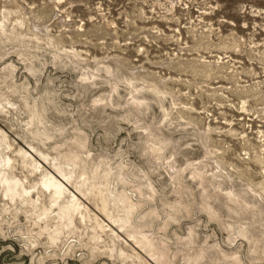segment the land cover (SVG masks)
Instances as JSON below:
<instances>
[{
    "label": "rangeland",
    "instance_id": "374dc122",
    "mask_svg": "<svg viewBox=\"0 0 264 264\" xmlns=\"http://www.w3.org/2000/svg\"><path fill=\"white\" fill-rule=\"evenodd\" d=\"M23 1V12L26 11L25 14L23 13L24 17L30 19L25 18L26 22L24 21L25 23L18 29L24 31L26 26L29 29L32 27L31 32L39 31L37 35L43 33V38L46 37V31V34L52 36L57 34V37L64 33L67 27L66 30L71 27L68 31L72 29L71 33H77L79 31L75 32V25H82L84 30L79 32L81 38H72L77 40L73 42L74 44L67 41V43L49 44L47 37L43 39L36 35L37 39H35L33 33L22 39L25 36L22 34L23 31L20 33L22 37L13 35L14 33L10 35L12 26H6L7 30L4 32L0 30V99L4 97L1 100L2 103L9 94L11 99L17 100L16 105L10 106L7 112L3 113L6 116L0 114V127L7 135L9 134L11 149L18 146L30 148L29 143L41 139L38 133L42 135V138L46 135L47 139L40 142L49 151L64 149L66 152H71L72 150H68L72 148L70 146L82 141L83 150L89 153L85 159L86 165L89 167L96 165L101 168L98 169L99 173L96 176L98 178H92V180L103 181L105 177L101 175H104L107 170L113 171L112 173L117 170L116 172L121 175V180L116 176L110 177L109 187L114 192L122 193L123 191L122 194L129 196V200L138 203L131 222L144 229V233L152 242V248H150L152 250L139 248L135 242L130 241L131 238L129 240L127 233L121 231L114 223L111 226L119 230L121 238L128 239L131 246H135L137 255L109 251L108 246L105 245L106 242L102 245L101 241L95 238L92 230L89 229L91 232L88 230L89 224L82 233L84 236L77 235L74 230L71 231L72 229L70 231L65 229L62 242L58 240L60 245L56 244L57 241L50 243L45 238V234L42 235L43 237L37 235L35 238L37 243L33 244L29 240L31 237L35 240L34 235L36 236L35 233L39 229L38 225H32L36 224L37 218L25 210V205L18 202L14 205L8 203L0 194V201H3L0 204L4 205L5 202L4 206L0 205V264H264V192H262L264 186L261 187L264 185V149L262 153L259 152L261 163L258 161L254 163V160L250 159L249 161L243 151L248 145H244L247 142L243 139L245 135L242 136V133L246 134V139L255 146L259 137L257 129L264 131V119H262L264 118V82H262L264 81V0H61V3L57 5L51 3L54 0ZM0 2L2 3L0 5L4 2L9 3L8 0H0ZM55 6L61 8V19L54 14ZM2 7H0L1 10L5 9ZM6 9L2 10L3 12L0 10V14L5 15ZM9 13L10 10L7 11L8 15ZM102 15H105V20L108 19L106 21L116 23L115 33L107 32L106 21H103ZM13 17L14 15L9 19ZM56 17L59 18L58 21ZM91 17L93 20H99L93 21ZM5 19H8V16ZM5 19H3L5 23L10 21ZM14 20L15 18L10 23ZM29 20L32 25H35L31 26ZM48 20H51V24ZM45 23L49 30H45L46 28L43 30ZM97 23L99 24L96 25ZM40 24L43 26L41 27ZM37 26L40 27L39 30ZM60 26L65 27L60 28ZM104 26L105 29H103ZM156 26L164 32L163 35L156 32L155 34H158L156 37L154 34ZM91 32L94 33L91 34ZM139 32L145 33V36ZM169 36L171 38H168ZM27 37H32L33 41ZM82 37H85L83 41H81ZM113 38L115 39L112 42ZM42 39L47 41L42 42ZM167 39L170 40L167 41ZM30 40L31 43L28 42ZM85 41L88 43H84ZM114 41L119 45L113 44ZM104 43H108L109 47H104ZM63 46L66 49L74 47L80 51L83 57L81 59L84 61L80 59L76 61L70 56L71 54H63ZM177 54L178 58L168 63V56L174 57ZM106 55L113 56H109L108 61ZM199 56L212 61L214 69L203 70L201 73V70L198 72L188 68L189 71L187 67L180 66L183 63L179 64V61L184 62L190 57L192 61ZM94 58L95 60H92ZM121 59H124V63ZM218 59L224 61V72L216 68L214 61ZM81 61L87 62L86 65ZM105 61H107L106 65ZM100 64H104L105 67ZM121 64H128L132 73L126 74L128 70ZM107 65L112 67L118 65L120 71L117 67L116 70L108 69ZM178 67H181L180 71L176 70ZM181 71L186 73L183 74ZM118 72L123 73L119 75ZM140 72H145L147 75L141 73L140 76ZM134 73L133 77L135 76L136 80L132 78L134 80L132 85L124 83L125 76ZM151 73H155L158 78L151 81L156 76L153 77ZM167 76L171 82L166 80ZM162 77L166 81H163ZM174 77L176 79L172 81ZM177 78L183 80L177 81ZM157 80L160 83H157ZM145 82H148L147 84L154 82V85L158 84L161 89L163 86V93L166 92L162 96L163 106L169 108L168 110L173 109L170 114L174 113V118L171 115H169L171 117L164 115L162 107L157 104L159 101L156 94L148 86L145 87L147 85ZM255 82L257 86L252 88ZM167 90L170 92L167 93ZM4 93L8 94L4 95ZM169 93H173L172 97ZM16 97L19 98L16 99ZM172 98L180 101L178 104L181 107L178 104L177 107L182 113L172 106L177 103V101L172 103ZM137 99L142 101L138 103ZM241 101H245L244 106L249 112L245 113L240 109L243 104ZM190 106L193 109L191 111ZM14 107L15 109H12ZM29 110H35L39 118L34 120L32 125L28 124ZM174 110L176 113L173 112ZM198 125L199 129L196 128ZM208 125L214 128L218 126L220 132L212 130L209 134L210 139L206 142L204 136H201L203 135L201 130L203 131ZM34 132L37 140L32 141ZM258 144L259 142L257 147H253L256 151H261L258 150ZM153 145L159 149H155ZM61 147L66 148L61 149ZM219 147L225 148L221 150ZM215 150L219 152L214 153ZM84 154L81 155L85 158ZM241 154H244L245 161L241 159L243 156ZM211 158L222 162L220 165L223 166L221 169L223 171L216 167ZM231 164H235L233 170ZM257 164L263 165L259 167ZM45 165L52 169L48 164L45 163ZM172 165L174 168L171 167ZM213 174L219 175L216 177ZM37 177L38 173L29 175L28 181L34 182ZM259 181L261 182L258 183ZM68 187L74 189L70 184ZM227 191L234 196L229 198L231 194L229 196ZM254 191L259 194L255 193L257 194L255 195ZM81 198L84 204L87 203V207L94 209L95 212L98 211L85 197L81 196ZM235 199H238V202ZM8 208L9 211H7ZM19 208L20 211L23 210L20 213ZM97 213L105 223L111 224L103 214ZM14 214L18 215L15 217ZM3 216L5 219H2ZM234 259L237 260L234 261Z\"/></svg>",
    "mask_w": 264,
    "mask_h": 264
},
{
    "label": "bare ground",
    "instance_id": "6f19581e",
    "mask_svg": "<svg viewBox=\"0 0 264 264\" xmlns=\"http://www.w3.org/2000/svg\"><path fill=\"white\" fill-rule=\"evenodd\" d=\"M50 1V0H49ZM55 1V3H53ZM53 2H51L53 5L55 4V5H57V3H59L61 0H54ZM3 2V1H2ZM8 2L9 3H7L8 4V6L6 5V3L4 2L3 3V5H0V7L1 6H3L2 8H4L5 7V9L6 8H10L9 10H10V13H15V14H13L14 15V17H13V19L15 18V20L12 22V23H10L11 22V20H13V19H9L10 17L12 18V14L10 15V13H9V15L7 14V11H9V10H7V11H5V15H3V14H0V30H2L3 32L5 31V30H7V27H11V32H10V35L11 34H13V35H21L20 33H22V31L23 30H21V29H18V28H20V26H22V24H24L26 21H25V18L26 17H24V14L26 13V11H24L23 12V9H24V7L22 6V4L24 3V1L23 0H8ZM61 3V2H60ZM69 3V2H68ZM71 3V2H70ZM73 3V2H72ZM0 4H2L1 2H0ZM30 4V3H29ZM27 5V4H26ZM26 5H24V6H26ZM29 6V5H28ZM62 6V5H61ZM31 7V6H30ZM29 7V8H30ZM54 7V6H53ZM26 8V7H25ZM5 9H2V10H5ZM11 9H13V11L11 12ZM54 9V8H53ZM60 7L58 8L57 6H55V10H56V12L54 13V14H56L57 15V17L59 16V18H60V16H62V13L60 12ZM1 10V9H0ZM1 10V12H3ZM29 10V9H28ZM30 11V10H29ZM28 11V12H29ZM39 11H40V9H39ZM63 11V10H62ZM143 11V10H142ZM141 11V12H142ZM0 12V13H1ZM27 12V13H28ZM34 12V11H33ZM140 12V13H141ZM24 13V14H23ZM30 13H32V11L30 12ZM35 13V12H34ZM44 13V12H43ZM61 13V14H60ZM65 13H66V10H65ZM36 14V13H35ZM39 14V13H38ZM53 14V15H54ZM102 14V13H101ZM101 14H99L100 15V17H101ZM2 15V16H1ZM15 15H16V17H15ZM27 15V14H26ZM30 15V14H29ZM37 15V14H36ZM52 15V14H51ZM50 15V16H51ZM141 15H142V13H141ZM8 16V19L10 20L9 22H7V23H5V21L3 22V19H5V17H7ZM10 16V17H9ZM28 16V15H27ZM45 16V15H44ZM63 16H65V15H63ZM67 16V15H66ZM65 16V17H66ZM105 16V15H104ZM103 15H102V19H103V21L105 22L106 20H108V19H106L105 20V17H104ZM144 16V15H143ZM38 18H39V15L37 16ZM43 17V16H42ZM47 17V16H46ZM46 17H44V18H46ZM49 17V16H48ZM56 17V18H57ZM104 17V18H103ZM174 17V16H173ZM2 18V19H1ZM32 18V17H31ZM55 18V17H54ZM59 18H57V21H58V19ZM62 18V17H61ZM60 18V19H61ZM92 18V17H91ZM90 18V19H91ZM93 18H95L94 16H93ZM93 18H92V20H93ZM176 18V17H175ZM175 18H172V19H174L175 20ZM8 19H5L6 21L8 20ZM26 19H30V18H26ZM35 19V18H34ZM33 19V20H34ZM51 19V18H50ZM69 19V18H68ZM202 19V18H201ZM43 20V19H42ZM65 20V19H64ZM81 21H82V19H80ZM95 20V19H94ZM93 20V21H94ZM99 19H97V20H95V21H98ZM176 20H177V18H176ZM204 20V19H203ZM202 20V21H203ZM25 21V22H24ZM31 21H32V19H31ZM35 21V20H34ZM49 21V20H48ZM47 21V22H48ZM51 21V20H50ZM50 21H49V23H50ZM63 21V20H62ZM66 21V20H65ZM91 21V20H90ZM110 21V20H109ZM169 21V20H168ZM178 21V20H177ZM29 22H30V20H29ZM36 22H38L37 20H36ZM35 22V23H36ZM40 22V21H39ZM44 22H45V20H44ZM46 22V23H47ZM77 22V21H76ZM83 22V21H82ZM100 22H101V20H100ZM104 22H101V23H104ZM201 22V21H200ZM8 23H10V24H8ZM31 23V22H30ZM45 23V27L43 28V30L45 29V30H49L50 28H48V27H46V24ZM56 23V22H55ZM59 23V22H58ZM57 23V24H58ZM63 23H64V21H63ZM67 23V22H66ZM78 23V22H77ZM81 23V22H80ZM106 23V29H107V32L109 33V34H113V33H115L114 32V28L116 29V23L114 22V21H110V22H108V21H106L105 22ZM104 23V24H105ZM206 23H208V22H206ZM5 24H7V25H5ZM51 24V23H50ZM49 24V25H50ZM61 24V23H60ZM99 23H97L96 25H98ZM14 25V26H13ZM26 25V24H25ZM35 24H33L32 25V23H31V26H34ZM36 25H39V24H36ZM41 25V27L43 26L42 24H40ZM62 25V24H61ZM7 26V27H6ZM28 26H30V25H28ZM68 26V25H67ZM66 26V27H67ZM76 26V28H75V32L76 31H82V30H84L83 29V27H82V25H75ZM74 25L72 26L73 28L75 27ZM103 26V25H102ZM105 26L103 27V29H105ZM38 27V30H39V26H37ZM37 27H35V28H37ZM62 26H60V28H61ZM63 27H65V26H63ZM62 27V28H63ZM144 27V26H143ZM154 27V26H153ZM211 27V26H210ZM24 28V27H23ZM22 28V29H23ZM26 28H28V29H26ZM26 28H24L26 31L28 30V32H26L25 30V32L23 31V35H25L24 36V38H22V39H25V37H26V35H28V37H29V34H31V35H33V37H35V39H37V34L39 33V31H37V33H34V32H31V29H33L32 27L29 29V27H27L26 26ZM34 28V29H35ZM48 28V29H47ZM68 28V27H67ZM66 28V29H67ZM71 28V27H70ZM69 28V29H70ZM102 28V27H101ZM100 28V29H101ZM145 28V27H144ZM148 28V27H147ZM156 30H154L155 32H154V34L157 32L159 35H163L164 34V32L162 31V30H160V29H158V27L156 26ZM52 29V28H51ZM58 29H59V26H58ZM65 29V28H64ZM64 30V33H62V34H58L59 36H57L56 37V35L55 34H53V36L52 35H49V34H46L47 33V31H46V33H45V31H44V33H45V36L47 37V39H48V41L50 42L49 44H51V43H53V44H55L56 42H58L57 44H59V43H61V42H71V43H73V42H76L77 40L76 39H73L72 40V38L73 37H75V38H78V37H80V34L81 33H79V32H77V33H71L70 31L72 30H70V31H68V30ZM94 29V28H93ZM99 29V30H100ZM151 28H149V30H150ZM36 30V29H35ZM89 30V29H88ZM97 30V29H96ZM141 30H143V28L141 29ZM140 30V31H141ZM144 30H147V29H144ZM148 30V31H149ZM194 30V29H193ZM58 31H60V30H58ZM90 31H91V28H90ZM95 31V30H94ZM98 31V30H97ZM151 32H152V30H150ZM176 31V30H175ZM142 32H144V31H142ZM19 33V34H18ZM25 33H28V34H25ZM33 33V34H32ZM50 33H52V32H50ZM57 33H59V32H57ZM85 33V32H84ZM88 33V32H87ZM86 33V34H87ZM92 33H94V32H91V34ZM98 33V32H97ZM104 33H106V32H104ZM103 33V34H104ZM108 33H107V35H108ZM139 33H141V32H139ZM5 34V33H4ZM41 34V33H40ZM71 34H73V35H71ZM83 34V33H82ZM86 34H84V35H86ZM88 34H90V33H88ZM87 34V35H88ZM135 34H137V33H135ZM147 34H148V32H147ZM151 34H153V33H151ZM158 34H155L156 35V37H158L157 35ZM7 35V34H6ZM23 35H21V37L23 36ZM37 35V36H36ZM42 35L44 36V34L42 33ZM42 35H39L38 37H42ZM54 35H55V37H54ZM83 35V36H84ZM105 35V34H104ZM141 35H144L145 36V33H141ZM166 35V34H165ZM82 36V35H81ZM114 36H116V35H114ZM133 36H134V34H133ZM138 36H139V34H138ZM152 36V35H151ZM167 36H168V34H167ZM166 36V37H167ZM14 37V36H13ZM27 37V38H28ZM46 37H44V38H46ZM91 37H93V36H91ZM96 37H97V35H96ZM110 37V36H109ZM136 37V36H135ZM149 37V36H148ZM147 37V38H148ZM155 37V36H154ZM163 37H165V36H163ZM177 37V36H176ZM15 38V37H14ZM17 38V37H16ZM15 38V39H16ZM26 38V39H27ZM43 38V37H42ZM43 38V39H44ZM81 38V37H80ZM79 38V39H80ZM83 38H85V37H82V40L81 41H83ZM111 38V37H110ZM147 38H146V40H147ZM168 38H171L170 36L168 37ZM21 39V38H20ZM28 39H33L32 37L31 38H28ZM38 39H41V38H38ZM42 39V42L43 41H47V40H43ZM99 39H100V37H99ZM115 38H113V39H111L112 40V42H113V40H114ZM117 39V38H116ZM141 39H143V37L141 38ZM150 39V38H149ZM152 39V38H151ZM154 39H157V38H154ZM176 39V38H175ZM12 40V39H11ZM31 40L30 41H28L29 43H31ZM75 40V41H74ZM170 40V39H169ZM168 39H167V41H169ZM178 40V39H177ZM33 41V40H32ZM37 41V40H36ZM89 41H90V39H89ZM165 41V40H164ZM20 42H22V41H20ZM44 42V43H45ZM55 42V43H54ZM66 42V43H67ZM92 42V41H91ZM91 42H90V44H91ZM96 42H98V39H96ZM103 42H104V38H103ZM103 42H101L102 43V45H103ZM112 42H111V45H112ZM115 43H113V44H116L117 42H118V39H117V42L116 41H114ZM128 42V41H127ZM39 43V42H38ZM84 43H88L87 41H85ZM100 43V42H99ZM99 43H97V45H100ZM63 44V43H62ZM74 44V43H73ZM93 44V43H92ZM108 44V43H107ZM107 44H105L104 43V47L105 46H107V47H109ZM45 45V44H44ZM47 45H48V43H47ZM69 45H70V43H69ZM97 45H95V46H97ZM117 45H119L118 43H117ZM117 45H114V46H117ZM198 45V44H197ZM25 46V45H24ZM239 46V45H238ZM37 47H38V45H37ZM99 47V46H98ZM138 47H140V48H142L141 46H138ZM180 47V46H179ZM189 47V46H188ZM61 48V47H60ZM59 48V49H60ZM114 48V47H113ZM116 48H118V47H116ZM144 48V47H143ZM202 48V47H201ZM205 48V47H204ZM107 49V48H106ZM138 49V48H137ZM103 50H105V49H103ZM141 50V49H140ZM139 50V51H140ZM59 51V50H58ZM62 51H64V53L63 54H65V53H68V54H71L70 56L72 57V58H74V59H76V61L77 60H82V61H84V59H81V58H83V57H81V54H80V51H78L77 49H75L74 47H71V48H65L64 46H63V49H62ZM86 51V50H85ZM178 51V50H177ZM83 53H85V52H83ZM62 54V53H61ZM176 55V54H175ZM174 55V57H171V56H168V60H169V62L168 63H171V62H174L177 58H178V54H177V56H175ZM55 56V55H54ZM106 56H108V55H106ZM109 56H113V55H109ZM109 56H108V61L110 60L109 59ZM115 56V58H116V55H114ZM166 56V55H165ZM29 57V56H28ZM69 57V56H68ZM67 57V58H68ZM167 57V56H166ZM200 57V56H199ZM198 57V58H199ZM61 58V57H60ZM100 58V57H99ZM98 58V60H100V59H102V58H100L99 59ZM104 58V57H103ZM112 58V57H111ZM119 58V57H118ZM183 58H185V57H183ZM192 57H190V59H191ZM194 58H197V57H194ZM193 59L194 61H196V62H194L193 60L191 61L189 58H186V59H189V60H186V61H184L185 59H183V61L184 62H180L179 60L180 59H178V61H179V64H181V63H183V65L181 64L180 66H185V67H187V69L189 68L190 70H197L198 72H200L199 70H201V73H202V71L203 70H206V71H210V70H212V69H214V67H213V62L212 61H208V60H206V59H204L203 58V56L202 57H200L199 59ZM88 59V58H87ZM79 60V61H80ZM92 60H95V58L94 59H92ZM122 60V59H121ZM124 60V59H123ZM122 60V61H123ZM127 60V59H126ZM126 60H125V63H126ZM167 60V61H168ZM78 61V62H79ZM81 61V62H82ZM87 61V60H86ZM101 61V60H100ZM115 61V60H114ZM122 61H121V63H122ZM167 61H165L166 63H167ZM171 61V62H170ZM27 62V61H26ZM80 62V64H81V66H82V63H85V62H82L81 63ZM96 62V61H95ZM97 62H99V61H97ZM104 62V60L102 61V63ZM106 62L107 61H105V65H106ZM118 62H119V60H118ZM215 62V65H216V68H218V69H220V71H222V72H224L225 71V64H224V61L222 60V59H218V60H216V61H214ZM87 63V62H86ZM86 63H85V65H86ZM94 63V62H93ZM114 63H116V61L114 62ZM120 63V62H119ZM118 63V64H119ZM123 63H124V61H123ZM131 63V62H130ZM129 63V64H130ZM163 63H164V61H163ZM168 63H167V65H168ZM193 63H195V64H193ZM104 64H100V65H104ZM109 64H110V62H109ZM132 64V63H131ZM130 64V65H131ZM159 64V63H158ZM165 64V63H164ZM164 64H162V65H164ZM14 65V64H13ZM84 65V64H83ZM84 65V66H85ZM105 65H104V67H105ZM110 65H112V64H110ZM108 66L107 65V68L109 69H111L112 70V68L114 69V70H116L117 68H118V65L116 66ZM114 65V64H113ZM122 65V64H121ZM132 65H134V64H132ZM131 65V66H132ZM141 65V64H140ZM160 65H161V63H160ZM166 65V64H165ZM170 65V64H169ZM176 65H177V63H176ZM92 66V65H91ZM125 69H127L129 72H130V69H131V67H129V65L128 64H123L122 65ZM135 66V65H134ZM138 66V65H137ZM171 66H172V64H171ZM177 66H179V65H177ZM176 66V67H177ZM103 67V68H104ZM117 67V68H116ZM121 67V66H120ZM139 67V66H138ZM137 67V68H138ZM167 67V66H166ZM174 68H175V64H174V66H173ZM172 67V68H173ZM213 67V68H212ZM107 68H105V69H107ZM123 68V69H124ZM136 68V69H137ZM142 69L144 68V67H141ZM167 68H171V67H167ZM173 68V69H174ZM4 69V68H3ZM97 69V68H96ZM95 69V70H96ZM100 69V68H99ZM134 69V68H133ZM138 69H140V68H138ZM180 69H181V67L179 68H177L176 70H179L180 71ZM183 69V68H182ZM186 69V68H185ZM185 69H184V71H185ZM186 69V70H187ZM188 69V70H189ZM98 70V69H97ZM104 70V69H103ZM118 70L120 71V68H118ZM145 70H147V69H145ZM149 70V69H148ZM172 70V69H171ZM189 70V71H190ZM33 71V70H32ZM124 71V70H123ZM127 71V72H128ZM139 71V70H138ZM141 71V70H140ZM151 71V70H150ZM174 71H175V69H174ZM179 71H178V73H179ZM113 73H115L114 71H112ZM112 72H110V74L112 73ZM117 72V71H116ZM126 72V71H125ZM126 72V74H131L132 72H130V73H127ZM136 72V71H135ZM146 72H148V71H146ZM177 72V71H176ZM182 72V71H181ZM10 73V72H9ZM112 73V74H113ZM119 73H123V72H118V74ZM141 73H145V72H140V76H141ZM156 73H157V71H156ZM183 74L184 73H186V72H182ZM200 73V74H201ZM255 73V72H254ZM253 73V74H254ZM4 74V73H3ZM139 74V73H138ZM146 75H147V73H145ZM144 74V75H145ZM6 75V74H5ZM4 75V76H5ZM11 75V74H10ZM85 75V74H84ZM120 75V74H119ZM121 75H123V74H121ZM124 75H125V73H124ZM133 75H135V73L134 74H132V75H127V76H125V82L124 83H130V85H132L131 83H132V80L134 79V80H136V78H134L133 77ZM137 75V74H136ZM143 74H142V76H144ZM145 75V76H146ZM148 75H150V74H148ZM151 75H153V77H154V75H156L155 73H151ZM157 75H159V73H157ZM157 75L154 77V78H152V76H149L150 78H152L151 79V81L153 80V79H157L158 77H157ZM203 75H204V73H203ZM3 76V75H2ZM144 76V77H145ZM171 76V75H170ZM201 76V75H200ZM117 77V76H116ZM137 77V76H136ZM147 77V76H146ZM148 77V78H149ZM168 77V76H167ZM180 77V76H179ZM114 78V77H113ZM133 78V79H132ZM138 78H139V76H138ZM142 78V77H141ZM115 79V78H114ZM140 79V78H139ZM159 79H160V76H159ZM158 79V80H159ZM175 77H174V80H172V81H175ZM178 79H180V78H177V81H178ZM133 80V81H134ZM147 80V79H146ZM157 80V81H158ZM162 80L163 81H166V80H169V77H168V79H166L165 80V78L163 79V77H162ZM180 80H183L182 78L180 79ZM119 81H121V80H119ZM124 81V80H123ZM138 81V80H137ZM136 81V82H137ZM148 81H149V79H148ZM150 81V82H151ZM162 81V82H163ZM170 81V80H169ZM187 81V80H186ZM186 81H185V83H186ZM13 82V81H12ZM116 82H117V80H116ZM140 82V81H139ZM142 82H144V81H142ZM149 82V84H147L148 82H145L147 85L145 86V87H149V89H151V90H153L154 91V93L156 94V96H157V98H158V100L157 101H159V103L157 102V104H160V106L162 107V110H163V112H164V115L167 117H171L172 116V118H174V113H173V115H171L170 114V111L171 110H173V109H170V110H168L167 108H164L165 106H163V103H162V101H164L163 100V98H162V96H163V94L165 93L166 94V92H164L163 93V86H162V89L158 86V84L157 83H160V81H158L157 83H155V84H157V85H154V82H152V83H150ZM168 82V81H167ZM171 82V81H170ZM183 82V81H182ZM254 82V81H253ZM258 82V81H257ZM262 82H264V81H262ZM144 83V84H145ZM185 83H184V85H185ZM133 84H135V83H133ZM262 84V83H261ZM17 85V84H16ZM129 84H127V86H128ZM139 85H140V83H139ZM161 85V84H160ZM163 85H164V83H163ZM168 85V84H167ZM134 86H137L136 84L134 85ZM133 86V87H134ZM142 86H144V85H142ZM159 88H158V87ZM165 86V85H164ZM254 86H257V84H256V82L254 83V85H252V88L254 87ZM260 86V85H259ZM16 87V86H15ZM115 87V86H114ZM130 87V86H129ZM156 87H157V89H156ZM167 87V86H166ZM251 87V86H250ZM131 88V87H130ZM137 88V87H136ZM171 88V87H170ZM173 88V87H172ZM258 88V87H257ZM257 88H255V90L257 89ZM113 89V88H112ZM133 89V88H132ZM143 89H144V87H143ZM146 89V88H145ZM167 88H165V90H166ZM23 90V89H22ZM139 90V89H138ZM137 90V91H138ZM148 90V89H147ZM170 90V89H169ZM169 90H167V93H168V91ZM258 90V89H257ZM140 91V90H139ZM142 91V90H141ZM172 91V90H171ZM175 91V90H174ZM173 91V92H174ZM178 91V90H177ZM260 91V90H259ZM262 91V90H261ZM132 93H133V91H131ZM130 92V93H131ZM135 92H136V90H135ZM134 92V93H135ZM148 92V91H147ZM149 92H150V90H149ZM170 92V91H169ZM17 93V92H16ZM150 93H152V92H150ZM150 93H149V95H150ZM174 93H176V92H174ZM6 93H4V95H5ZM8 94V93H7ZM6 94V95H7ZM11 94H13V92H11ZM170 94V93H169ZM171 94H173V93H171ZM170 94V95H171ZM176 94H179V92L178 93H176ZM139 95V94H138ZM153 95V94H152ZM10 95L8 94L7 95V97L5 98V100L4 101H2V103H1V100L2 99H4V97H3V95H2V99H0V111H1V113L0 114H2V115H4L3 113H6L7 112V108H9L10 106L12 107L13 105H16V103H17V100H14V99H11V97H9ZM130 96H132V95H130ZM141 96V95H140ZM165 96V95H164ZM174 96V95H173ZM177 96V95H176ZM175 96V97H176ZM1 97V96H0ZM20 97V96H19ZM18 97V98H19ZM136 97H138V96H136ZM142 97V96H141ZM171 97H172V95H171ZM17 97H16V99H18ZM21 98V97H20ZM133 98V97H132ZM134 99V98H133ZM136 99V98H135ZM139 99V98H138ZM137 99V100H138ZM141 99V98H140ZM146 99V98H145ZM21 101H22V99H20ZM25 100V99H24ZM132 100V99H131ZM172 100H173V98H172ZM178 100V99H177ZM177 100H173V102L172 103H174V101H177ZM242 100H245V99H242ZM15 101H16V103H15ZM19 101V100H18ZM135 101V100H134ZM139 101V102H138ZM137 102L138 103H140L142 100H138ZM156 101V100H155ZM3 102H5V103H3ZM144 102V101H143ZM180 102V101H179ZM178 101H177V103H176V105L175 104H173L172 106H175L177 109H178V107H177V104L179 103ZM182 102V101H181ZM22 103V102H21ZM23 103H25V101L23 102ZM22 103V104H23ZM171 103V104H172ZM183 104H184V102H182ZM241 103H243L242 105H241V107H240V109L241 110H243V111H245V113H246V111H248V109H247V107H245L244 106V104H245V101H241ZM34 104V103H33ZM146 104H147V102H146ZM183 104H181V105H183ZM139 105V104H138ZM247 105V104H246ZM23 106V105H22ZM21 106V107H22ZM32 106V105H31ZM178 106H179V104H178ZM185 106V105H184ZM24 107V106H23ZM22 107V108H23ZM27 107H28V105H27ZM26 107V110H28V108ZM179 107H181V106H179ZM186 107V106H185ZM185 107H183V108H185ZM251 108V107H250ZM263 108V107H262ZM12 109H15V107L14 108H12ZM25 109V108H24ZM29 109H31V108H29ZM35 109V108H34ZM177 109H175V110H177ZM187 109V108H186ZM189 109H190V111H191V109H192V107L190 106L189 107ZM256 109H258V108H256ZM264 109V108H263ZM262 109V110H263ZM25 110V111H26ZM175 110L173 111V112H175ZM180 109H178V111H179ZM185 110V109H184ZM193 110V109H192ZM253 110H255V109H253ZM10 111V110H9ZM22 111H23V109H22ZM183 111V110H182ZM242 111V112H243ZM252 111V110H251ZM180 112V111H179ZM184 112V111H183ZM249 112V111H248ZM247 112V113H248ZM256 112V111H255ZM258 112V111H257ZM263 112H264V110H263ZM38 113V112H37ZM176 113V112H175ZM180 113H182V112H180ZM180 113H177V114H180ZM251 113V112H250ZM27 114V113H26ZM263 114V113H262ZM24 115H25V113H24ZM23 115V116H24ZM169 115H171V116H169ZM184 115V114H183ZM264 115V114H263ZM4 116H6V115H4ZM27 116V115H26ZM179 117H181L182 118V116H180V115H178ZM186 116V115H185ZM261 116V115H260ZM259 116V117H260ZM189 117H191L190 115H189ZM1 118H2V116H1ZM28 124H33V121L35 120H38L39 118H38V116L36 115V111L35 110H29L28 111ZM175 118H178V117H176L175 116ZM187 118V120H188V117H186ZM185 118V119H186ZM191 118H193V117H191ZM262 118V117H261ZM24 119V118H23ZM22 119V120H23ZM26 119V118H25ZM262 119H264V118H262ZM3 120H5V118H3ZM21 120V121H22ZM169 120V119H168ZM172 120V119H171ZM189 120H190V118H189ZM19 122H20V120H18ZM191 121H192V119H191ZM21 123V122H20ZM188 123V122H187ZM189 123H190V121H189ZM196 124V123H195ZM197 125V124H196ZM195 125V126H196ZM28 126V125H27ZM31 127V126H30ZM218 127V126H217ZM217 127H211V126H207L206 128H204V130L202 131L201 129H202V127H200L201 129V132H203L202 134L203 135H201L202 137L204 136V139L205 140H207L206 142H208L209 141V139H210V136H209V134H210V132L213 130H218V128ZM17 128V127H16ZM32 128V127H31ZM30 128V129H31ZM197 129H199V125L196 127ZM217 128V129H216ZM220 129V128H219ZM225 129H227V128H225ZM261 129V128H260ZM28 130V129H27ZM33 130V129H32ZM31 130V131H32ZM44 130V129H43ZM220 130H223V129H220ZM228 130V129H227ZM226 130V131H227ZM29 132H30V130H28ZM219 131V130H218ZM225 131V130H224ZM223 131V132H224ZM225 131V132H226ZM36 132V131H35ZM33 133L34 135V137L32 138L31 137V140L33 141H35V140H37V138H36V133ZM42 132V131H41ZM220 132V131H219ZM222 132V133H223ZM229 132H232V130H229ZM242 132V131H241ZM257 134H259V137H258V142H259V144H258V150H261V151H256L255 149L256 148H254L256 145H257V143L255 144V146H254V144H253V146L251 145V143L249 142V140L248 139H246V134H244V133H242L243 135L242 136H244L243 137V139L247 142V143H245L244 145H248V146H246L244 149H243V151H244V154L245 155H247L248 156V158L246 157V159H250V160H254V163H256L257 161H258V163H261L262 162V159L260 158V153L259 152H261L262 153V150L264 149L263 147H264V131L263 130H259V129H257ZM30 133H32V132H30ZM217 134H218V132H216ZM232 133H235V131H233ZM231 133V134H232ZM225 134V133H224ZM226 134H228V132L226 133ZM230 134V133H229ZM238 134L240 135V133L238 132ZM9 135V134H8ZM8 135L6 134V132L2 129V127H0V188H1V193L0 194H2V197L3 198H5V201L6 202H8V203H11V204H15V203H21L23 206L25 205L26 206V208H25V210L29 213L30 212V214L32 215H34L35 216V218H37V220L35 221V223L36 224H32V225H38L39 226V229L37 230V232L35 233V232H32V233H35L36 234V236L34 235V238L33 239H35L36 237H37V235H38V237L41 235H43V234H45V238H47L48 240H49V242L51 243V242H58V240H59V242H60V240L62 239V235L64 234V230L65 229H69V231H70V229H72L71 231H75L76 233H77V235H79V236H84V235H82V233H84V231H85V229L89 226L90 228H88V230L89 229H91L92 230V233H93V235L95 236V238L97 239V240H100L101 242V244L103 245V243H105L106 242V246H108L107 248L109 249V251H116L117 253H125V252H127V254H136L137 255V253H136V250H134V247H132L131 246V244L129 243L130 241H133V242H135L138 246H139V248H142V250L144 249V250H152V249H150V248H152V242H151V240L146 236V234L144 233V229L142 230L140 227H138V226H136V225H134L131 221H132V218H133V214H134V211L137 209V207H138V203H134L133 201H131V200H129V196L128 197H126L125 196V194H122V193H124L123 191H121L122 193H119V192H114L110 187H109V185L111 184L110 183V177H115L116 176V178H120L121 177V175L119 174V173H117L115 170V172L114 173H112L111 171H106L105 173H104V175L102 174L101 176L102 177H105V179L103 178V181H100L99 179V181H95V180H92V178H96V176H97V174L99 173V170L98 169H101V168H99V167H97L96 165H95V167H89V166H87L86 164V162H85V159H87V157H88V154L89 153H87L86 151L87 150H83V146H82V141L81 142H78V143H76V145H75V143L73 144V146H70V147H72L71 149H68V150H72L71 152H66L63 148H66V147H61V149H63V150H59V151H49L48 149H46V148H44L45 146H42L41 145V143L42 142H40V141H45L47 138H45V136L42 138V135H40L39 133L37 134V135H39L40 137L39 138H41L40 140H38V141H35V142H32V143H29V147L32 149H30V148H23V146L21 147V146H18L17 148H14V149H11V146H12V144H11V142L8 140ZM27 135H28V133H27ZM26 135V136H27ZM44 135V134H43ZM233 135V134H232ZM230 136V135H229ZM235 136V135H234ZM258 136V135H257ZM23 137V136H22ZM30 137V136H29ZM38 137V136H37ZM50 138V137H49ZM213 138V137H212ZM257 138V137H256ZM77 139V138H76ZM203 139V138H202ZM203 139V140H204ZM242 139V138H241ZM82 140V139H81ZM213 140V139H212ZM257 140V139H256ZM31 142V141H30ZM39 142H40V144H39ZM210 142H212V141H210ZM204 143V142H203ZM255 143V142H254ZM48 144V143H47ZM155 144H158V143H155ZM206 144V143H205ZM205 144H203V145H205ZM63 145V144H62ZM159 145V144H158ZM161 145V144H160ZM159 145V146H160ZM207 145V144H206ZM210 145V144H209ZM208 145V146H209ZM69 146V145H68ZM68 146H67V148H68ZM154 146V145H153ZM152 146V147H153ZM162 146V145H161ZM213 146H215V145H213ZM15 147V146H14ZM60 147V146H59ZM150 147V146H149ZM211 147V146H210ZM257 147V146H256ZM154 148H155V146H154ZM153 148V149H154ZM156 148H158V147H156ZM155 148V149H156ZM163 148V147H162ZM206 148V147H205ZM214 149H215V147H213ZM217 148V147H216ZM220 148V147H219ZM223 149L225 148V147H222ZM222 148H220L221 150H222ZM227 148V147H226ZM85 149V148H84ZM159 149V148H158ZM207 149V148H206ZM211 149V148H210ZM208 150V149H207ZM216 150H218V148L216 149ZM214 151V153L215 152H219V151ZM160 152H161V150H159ZM211 151V150H210ZM206 152V151H205ZM264 152V151H263ZM85 153V154H84ZM208 154H209V152H207ZM207 153H206V155H207ZM213 153V152H212ZM36 154V155H35ZM84 154L85 155V158L82 156V155ZM244 154H241V156H242V158L241 159H244L243 157H245L244 156ZM37 155H38V157H37ZM210 155V154H209ZM212 155V154H211ZM219 155V154H218ZM238 156H240L239 154H238ZM206 157V156H205ZM207 157H208V155H207ZM206 157V158H207ZM210 157V156H209ZM214 157H216V156H214ZM221 157H223V156H221ZM263 157V156H262ZM212 158H213V156H212ZM211 158V159H212ZM217 158H219V157H217ZM210 159V158H209ZM213 160V162L215 163V165H216V167H218V168H220L219 170H221L222 168H223V166L222 165H220V164H222V162H218V160L216 159V160H214V159H212ZM249 160V161H250ZM159 161V160H158ZM208 161H210V160H208ZM223 161V160H222ZM244 161H245V159H244ZM256 161V162H255ZM261 161V162H260ZM45 163L46 164H48L49 165V167L50 168H52L53 170H54V172H53V170L52 169H49V168H47V165H45ZM85 163V164H84ZM225 163V162H224ZM264 163V162H263ZM99 164V163H98ZM209 164V163H208ZM212 165L214 166V164L212 163ZM232 166V170L234 169L233 168V165H235V164H231ZM258 165V164H257ZM260 165L262 166L263 164H259L258 166L260 167ZM103 166V165H102ZM209 166H211V165H209ZM226 166V165H225ZM247 166V165H246ZM171 167H173V165L171 166ZM238 167V166H237ZM237 167H236V169H235V171L237 170ZM174 168V167H173ZM212 168V167H211ZM214 168V167H213ZM103 169V168H102ZM117 169V168H116ZM217 169V168H216ZM263 169V168H262ZM104 170V169H103ZM176 170V169H175ZM260 171H261V173H262V170L261 169H259ZM121 171V170H120ZM119 171V172H120ZM217 171H218V169H217ZM221 171H223V170H221ZM226 171H227V169H226ZM225 171V172H226ZM101 172H103L102 170H101ZM216 172V171H215ZM228 172V171H227ZM238 172V171H237ZM36 173H38V177L36 178V181L34 180V182H30V181H28V179H30V178H28V176L29 175H33V174H36ZM224 173V172H223ZM259 173V172H258ZM119 174V175H118ZM121 174H122V172H121ZM229 174V173H228ZM237 174V173H236ZM213 175H215V174H213ZM212 175V177L214 178V176ZM217 175H219V174H217ZM217 175H215L216 177H217ZM239 175V174H238ZM37 175H35V177H36ZM228 176V175H227ZM232 176V175H231ZM211 177V178H212ZM226 177V176H225ZM230 177V176H229ZM228 177V178H229ZM33 178V177H32ZM98 178V177H97ZM96 178V179H97ZM230 178H232V177H230ZM34 179V178H33ZM101 179V178H100ZM122 178H120V180H121ZM224 179V178H223ZM102 180V179H101ZM207 180V179H206ZM32 181V180H31ZM211 181V180H210ZM209 181V182H210ZM263 181H264V179H263ZM261 181H259L258 183H260ZM68 184H70L74 189H71L70 187H68ZM211 184V183H210ZM114 185V184H113ZM112 186V185H111ZM145 186H148V185H146L145 184ZM233 186V185H232ZM262 186H264V185H261V187ZM258 187V186H257ZM148 188H150V187H148ZM263 189H264V187H262ZM261 188V189H262ZM151 189V188H150ZM154 189V188H153ZM260 189V188H259ZM142 190V189H141ZM152 190V189H151ZM154 191V190H153ZM253 191V190H252ZM262 191V190H261ZM141 192H143V191H141ZM140 192V193H141ZM228 192V194H229V196H230V194H231V197H229L228 195V197L229 198H232L233 196H234V194H232L231 192H229V191H227ZM262 192H264V191H262ZM152 193V192H151ZM234 193V192H233ZM253 193V192H252ZM255 193H258V192H255L254 191V194ZM261 193V192H260ZM127 194V193H126ZM259 194V193H258ZM264 194V193H263ZM83 196V198L85 197L86 198V200H88V202L90 201V203H91V205H93L94 207H95V209L96 210H98V211H96L95 212V210L93 209V210H91L92 208H89V207H87L86 206V204H84L83 203V201L81 200L82 198H81V196ZM255 195H257V194H255ZM236 196V195H235ZM254 196V195H253ZM259 196V195H258ZM240 197V196H239ZM257 197V196H256ZM261 197V196H260ZM227 198V197H226ZM240 199V198H239ZM230 200V199H229ZM232 200V199H231ZM236 200V199H235ZM234 200V201H235ZM238 200V199H237ZM236 200V201H237ZM235 201V202H236ZM0 202H3V201H0ZM238 202V201H237ZM4 205H5V202L3 203ZM7 204V203H6ZM1 205V204H0ZM4 205H1V206H4ZM22 205H20V206H22ZM8 206H9V204H8ZM12 206V205H11ZM10 206V207H11ZM19 206V205H18ZM92 206V207H93ZM253 206V205H252ZM14 207V206H13ZM16 207V206H15ZM29 207V208H28ZM13 209V208H12ZM24 209V208H23ZM16 210H17V213H18V209H17V207H16ZM22 210V209H21ZM6 211V210H5ZM7 211H9V208L7 209ZM23 211V210H22ZM22 211H20V208H19V213L20 212H22ZM15 212V211H14ZM25 212V211H24ZM26 212V213H27ZM97 212H100L101 214H103L106 218H108L109 220H110V222H111V224H109V223H105L104 221H103V219L102 218H100V216H99V213H97ZM9 213V212H8ZM10 213H11V211H10ZM9 213V214H10ZM121 213V214H120ZM3 214H5L4 213V211H3ZM2 214V215H3ZM12 214V213H11ZM15 215V214H14ZM16 215H18V214H16ZM16 215H15V217H16ZM24 215V214H23ZM8 216V215H7ZM27 217H28V214L26 215ZM11 217V216H10ZM27 217H25V218H27ZM30 217V216H29ZM2 219H5L4 218V216H3V218ZM12 219H13V217H12ZM15 219V218H14ZM18 219V218H17ZM32 219V218H31ZM29 222V221H28ZM31 222V221H30ZM34 222V221H33ZM32 222V223H33ZM41 223V224H40ZM113 223L114 224H116L117 225V227L121 230V231H124L125 233H127V237H129V240H130V238L132 239V240H130V241H128V239H126V238H121V236H120V232H119V230H117V229H114L112 226H113ZM31 224V223H30ZM89 224V225H88ZM88 225V226H87ZM112 225V226H111ZM29 228H30V225H29ZM29 228H28V230H29ZM34 228V227H33ZM244 229V228H243ZM27 230V229H26ZM33 230V229H32ZM32 230H30V231H32ZM90 231V230H89ZM91 232V231H90ZM68 234H69V232H67ZM72 233H74V232H72ZM75 233V234H76ZM91 233V234H92ZM245 233V232H244ZM31 234V233H30ZM70 234H71V232H70ZM243 234V233H242ZM26 235V234H25ZM28 235V234H27ZM65 235V234H64ZM93 235H91V236H93ZM30 236H32V234L30 235ZM40 236V237H41ZM67 236V235H66ZM89 236V235H88ZM27 237V236H26ZM25 237V238H26ZM29 237V236H28ZM43 237V236H42ZM32 238V237H31ZM30 238V240L29 241H31L33 244L34 243H37V240L35 239V240H32ZM77 238H78V240L80 239L78 236H77ZM94 238V237H93ZM95 238H94V240H95ZM28 239V238H27ZM39 239V238H38ZM65 239V238H64ZM90 239V238H89ZM92 240V239H91ZM90 240V241H91ZM24 241V240H23ZM40 241V240H39ZM47 241V240H46ZM103 241V242H102ZM26 242V241H25ZM56 242V244H59L60 245V243L58 242L57 243ZM61 242H62V240H61ZM97 242V241H96ZM99 242V241H98ZM27 243V242H26ZM64 243V242H63ZM91 243V242H90ZM94 243V242H93ZM134 243V244H135ZM70 244V243H69ZM26 245V244H25ZM31 245V244H30ZM38 245H39V243H38ZM63 245V244H62ZM34 246V245H33ZM96 246H98V244H96ZM31 247V246H30ZM48 247V246H47ZM64 247V246H63ZM73 247V246H72ZM102 247V246H101ZM154 247V246H153ZM33 248V247H32ZM69 249H70V247H69ZM72 249V248H71ZM135 255V256H136ZM42 259H40V261H41ZM237 259H234V261H236ZM132 263H134L133 261H132Z\"/></svg>",
    "mask_w": 264,
    "mask_h": 264
}]
</instances>
